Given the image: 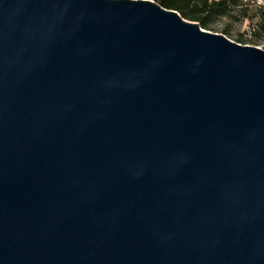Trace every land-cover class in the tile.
<instances>
[{
  "label": "water",
  "instance_id": "water-1",
  "mask_svg": "<svg viewBox=\"0 0 264 264\" xmlns=\"http://www.w3.org/2000/svg\"><path fill=\"white\" fill-rule=\"evenodd\" d=\"M0 264H264V49L154 0H0Z\"/></svg>",
  "mask_w": 264,
  "mask_h": 264
},
{
  "label": "rangeland",
  "instance_id": "rangeland-1",
  "mask_svg": "<svg viewBox=\"0 0 264 264\" xmlns=\"http://www.w3.org/2000/svg\"><path fill=\"white\" fill-rule=\"evenodd\" d=\"M261 10H264V0H239L229 14L210 16L206 30L264 49V33L257 28Z\"/></svg>",
  "mask_w": 264,
  "mask_h": 264
},
{
  "label": "trees",
  "instance_id": "trees-1",
  "mask_svg": "<svg viewBox=\"0 0 264 264\" xmlns=\"http://www.w3.org/2000/svg\"><path fill=\"white\" fill-rule=\"evenodd\" d=\"M161 6L176 10L182 17L199 22L208 29V19L212 15H227L238 5L239 0H154ZM258 30L264 33V10L260 12Z\"/></svg>",
  "mask_w": 264,
  "mask_h": 264
}]
</instances>
